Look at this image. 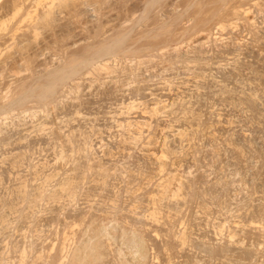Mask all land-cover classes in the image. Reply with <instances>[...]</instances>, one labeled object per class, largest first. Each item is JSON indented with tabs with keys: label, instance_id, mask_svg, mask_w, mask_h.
Returning a JSON list of instances; mask_svg holds the SVG:
<instances>
[{
	"label": "rangeland",
	"instance_id": "obj_1",
	"mask_svg": "<svg viewBox=\"0 0 264 264\" xmlns=\"http://www.w3.org/2000/svg\"><path fill=\"white\" fill-rule=\"evenodd\" d=\"M128 30L153 66L93 62L32 99ZM263 170L264 0H0V264H121L101 227L141 235L122 246L140 264H264L241 205L261 207Z\"/></svg>",
	"mask_w": 264,
	"mask_h": 264
},
{
	"label": "bare ground",
	"instance_id": "obj_2",
	"mask_svg": "<svg viewBox=\"0 0 264 264\" xmlns=\"http://www.w3.org/2000/svg\"><path fill=\"white\" fill-rule=\"evenodd\" d=\"M158 1V0H157ZM103 3H105V2H103ZM131 4V3H130ZM194 4V3H193ZM234 5V4H233ZM231 7V6H230ZM135 8H138V7H135ZM152 8V7H151ZM139 9V8H138ZM49 10V9H48ZM112 10V9H111ZM119 10V9H118ZM116 11V10H115ZM148 12V11H147ZM212 12V11H211ZM119 13V12H118ZM135 13V12H134ZM134 13H132V14H134ZM233 13V12H232ZM116 14V13H115ZM124 14H126V11H125V13ZM139 14V13H138ZM143 14V13H142ZM209 15H210V13H208ZM147 15V14H146ZM159 15V14H158ZM205 15H207V14H205ZM118 16V15H117ZM183 16V15H182ZM204 16V15H203ZM218 16V15H217ZM103 17V16H102ZM106 17V16H105ZM126 17V16H125ZM145 17V16H144ZM227 17V16H226ZM219 18V17H218ZM125 19V18H124ZM112 20V19H111ZM129 20H131V19H129ZM205 20H206V18H205ZM145 21V20H144ZM220 21V20H219ZM218 21V22H219ZM223 21V20H222ZM116 22V21H115ZM119 22V21H118ZM129 22V21H128ZM110 23V22H109ZM122 23V22H121ZM214 23V22H213ZM220 23V22H219ZM111 24V23H110ZM129 24V23H128ZM162 24V23H161ZM200 24V23H199ZM120 25V24H119ZM122 25H124L123 23H122ZM121 25V26H122ZM135 25V24H134ZM152 25V24H151ZM198 25V24H197ZM201 25V24H200ZM217 25V24H216ZM114 26V25H113ZM133 26V25H132ZM136 26V25H135ZM173 26V25H172ZM115 28V27H114ZM124 29V28H123ZM131 29V28H130ZM133 29V28H132ZM137 29H139V28H137ZM188 30V29H187ZM191 31V30H190ZM195 31V30H194ZM112 32V31H111ZM129 30L128 31H126L125 33H123V34H120L119 36H117V37H114V38H112L110 41H108V42H104V44H103V46H102V48H100V49H97V51H94L93 53V56H91V57H89V58H84V59H81L80 60V58L78 59V62L75 64V65H71V67H61V68H56V69H54L53 70V72H52V75H50V78L48 79V83L46 84H43L44 86H42L43 88H41L40 90V92L38 93H36L35 95H34V97H32V99H36L37 100V102H40V104L43 102V100L45 99V98H47V96H51L52 95V97L54 96L53 94H55L56 92V86L57 87H61V86H63V84L62 85H59L60 83H63V81L65 82V80L67 81V79L68 78H70V79H72V77L75 75V74H77L78 72H79V70L82 68V67H88V65L90 64V66H92L94 63L96 64L97 62H99L98 64H96L97 65V68H96V65H95V68L96 69H99L100 71L101 70H103L106 74L105 75H111V74H113V73H116V72H119L121 75H123V77H127V79L128 78H130L131 77V74L133 73V71H134V69L133 68H131V65L132 64H134V62L128 67V66H126L125 65V63H126V61H125V63H123L124 65H120V64H122L121 62H122V60H123V62H124V60H127L128 58L130 59V57H133V60L135 59V60H137V64H138V66H137V69H140V64H146L147 66H153L154 64H153V59H147V60H143V59H141V57L143 56V54L142 53H144V51H145V47H140V45L141 44H139L138 43V41L139 40H135L132 44L134 45V44H136L137 46H135V47H133V45H127V46H124V43H125V41H126V39H127V35H129ZM176 32V31H175ZM185 32V31H184ZM199 32V31H198ZM197 32V33H198ZM180 33V32H179ZM177 35V34H176ZM195 35V34H194ZM170 36V35H169ZM168 36V37H169ZM135 37V36H134ZM182 37V36H181ZM148 38V37H147ZM180 39V38H179ZM188 39V38H187ZM163 40H165V39H163ZM162 40V41H163ZM169 40V39H168ZM161 41V42H162ZM165 42H166V40H165ZM165 42H162V43H165ZM152 43V42H151ZM161 43V45L160 44H158L159 46H161V47H159V46H157V43L155 42L154 44H153V46L154 47H159L158 49H162V48H164V47H166L165 46V44L163 45ZM184 43V42H183ZM150 44V43H149ZM181 44V43H180ZM156 45V46H155ZM163 46V47H162ZM177 46V45H176ZM90 47V46H89ZM182 47V46H181ZM93 48V47H92ZM154 49V48H153ZM175 49V48H174ZM177 49H178V47H177ZM176 49V50H177ZM180 49V48H179ZM162 52V51H161ZM149 53V52H148ZM147 54V53H146ZM151 54V53H150ZM172 55V54H171ZM152 56V55H151ZM77 57V56H76ZM169 57V56H168ZM182 57V56H181ZM188 57V56H187ZM186 57V58H187ZM69 58H70V56H69ZM113 58H117V60H114ZM180 58V57H179ZM192 58V57H191ZM190 58V59H191ZM62 59V58H61ZM116 61V63L114 64V63H112V64H108V62L107 61ZM131 60L132 59H130L129 61L131 62ZM132 60V61H133ZM66 61H67V59H66ZM103 61V62H102ZM172 61V60H171ZM187 61V60H186ZM198 61V60H197ZM200 61V60H199ZM94 62V63H93ZM102 62V63H101ZM163 61L161 60V61H159V63L158 64H160V63H162ZM188 62V61H187ZM111 63V62H110ZM150 63V64H149ZM190 63H192V62H190ZM198 63V62H197ZM127 64V63H126ZM166 64V63H165ZM186 64V63H185ZM120 65V66H119ZM69 66V65H68ZM94 66V65H93ZM155 66H157L156 65V62H155ZM163 66V65H162ZM186 66V65H185ZM133 67V66H132ZM51 68H52V66H51ZM154 68V67H153ZM174 68V67H173ZM176 68V67H175ZM190 68V67H189ZM95 69V70H96ZM191 69V68H190ZM99 70L97 71V72H99ZM88 71V70H87ZM94 71V70H93ZM82 72V71H81ZM86 73H88V72H86ZM90 73V72H89ZM95 73V72H94ZM100 73V72H99ZM101 74V73H100ZM118 74V73H117ZM89 75V74H88ZM115 75V74H114ZM45 76V75H44ZM52 76V77H51ZM100 76V75H99ZM138 76V75H137ZM196 77H197V75H195ZM92 77V76H91ZM199 77V76H198ZM116 78V77H115ZM39 79V78H38ZM97 79V78H96ZM102 79V78H101ZM106 79V78H105ZM118 79V78H117ZM121 79V78H120ZM126 79V80H127ZM167 79V78H166ZM69 80V79H68ZM93 80V79H92ZM111 80V79H110ZM109 80V81H110ZM115 80V79H114ZM114 80L112 79V81L114 82ZM163 80V79H162ZM165 80V79H164ZM95 81V80H94ZM68 82V81H67ZM103 82V81H102ZM108 82V81H107ZM118 82V81H117ZM127 82V81H126ZM132 82V81H131ZM162 82V81H161ZM78 83V82H77ZM93 83V82H92ZM106 83V82H105ZM115 83V82H114ZM74 84V83H73ZM80 84V83H79ZM104 84V83H103ZM116 84V83H115ZM118 84V83H117ZM166 84V83H165ZM72 85V84H71ZM76 85V84H75ZM78 85V84H77ZM90 85V84H89ZM120 85V84H119ZM122 85V84H121ZM127 85V84H126ZM138 85H140L139 84V82H138ZM40 86V85H39ZM76 87H79V86H75V88ZM38 88V87H37ZM62 88V87H61ZM81 88V87H80ZM79 88V89H80ZM104 88H107L106 86L104 87ZM104 88H103V90H104ZM116 88V87H115ZM123 88H124V85H123ZM128 88V87H127ZM30 89V88H29ZM70 89V88H69ZM73 89V88H72ZM111 89V88H110ZM139 89H140V87L139 86H134V87H132V92L133 91H136V92H138L139 91ZM33 90V89H32ZM141 90V89H140ZM30 91V90H29ZM34 91V90H33ZM32 92V91H31ZM31 92H29V93H31ZM104 92V91H103ZM111 92V91H110ZM113 92V91H112ZM131 92V93H132ZM136 92H134V93H136ZM28 93V94H29ZM57 93H58V91H57ZM56 93V94H57ZM106 93V92H105ZM151 93V92H150ZM108 94V93H107ZM22 95V94H21ZM24 95H25V93H24ZM33 96V95H32ZM25 97H26V95H25ZM30 97V98H29ZM28 99H31V96H28L27 97ZM22 99V98H21ZM74 99V98H73ZM76 99V98H75ZM24 100H27V99H24ZM21 101V100H20ZM22 101H23V99H22ZM82 102V101H81ZM86 102V101H85ZM135 102H136V100H135ZM158 102H163V101H161V100H159ZM157 102V103H158ZM13 103V102H12ZM18 103V102H17ZM69 103V102H68ZM156 103V102H155ZM10 104V103H9ZM19 104V103H18ZM43 105L45 104L44 102L42 103ZM66 104V103H65ZM76 103H74L73 105H75ZM77 104H78V102H77ZM81 104V103H80ZM183 104H184V102H183ZM48 105V104H47ZM68 105V104H67ZM71 105V104H70ZM69 105V106H70ZM134 105H135V103H134V100H132L130 103H129V105L127 104V108L128 109H132V108H134ZM182 105V104H181ZM185 105V104H184ZM10 106V105H9ZM83 106V105H82ZM81 106V107H82ZM166 106V105H165ZM4 107V106H3ZM13 107V106H12ZM45 107V106H44ZM64 107H65V105H64ZM75 107V106H74ZM135 107H136V105H135ZM184 107V106H183ZM187 108V107H186ZM160 109V108H159ZM151 111H153V112H151V113H157V112H160L161 113V109L160 110H156V107H153V108H151L150 109ZM182 110V109H181ZM186 110V109H185ZM164 111V110H163ZM80 112V111H79ZM182 112H183V110H182ZM188 112V111H187ZM79 114V113H78ZM81 114V113H80ZM43 123V122H42ZM45 123V122H44ZM41 124V123H40ZM67 124V123H66ZM42 129V128H41ZM85 132V131H84ZM87 133V132H86ZM86 135V134H85ZM85 137V136H84ZM86 137H88V136H86ZM57 139V138H56ZM84 139V138H83ZM87 138H85L84 139V141L86 140ZM73 142V141H72ZM85 142H83V144H84ZM72 144V143H71ZM164 144V143H163ZM69 145V144H68ZM70 146V145H69ZM79 147V146H78ZM81 148V147H80ZM79 148V149H80ZM62 150V149H61ZM72 151V150H71ZM78 152H79V150H77ZM76 152V151H75ZM67 153V152H66ZM58 154H59V152H58ZM58 154H56V155H58ZM61 154V153H60ZM76 154V153H75ZM61 156H64V155H61ZM263 156V155H262ZM56 157V156H55ZM57 158H58V156H57ZM62 159V158H61ZM77 165V164H76ZM75 165V166H76ZM78 166V165H77ZM75 169V168H74ZM248 170V169H247ZM76 171V170H75ZM258 172V171H257ZM263 172H264V170H263ZM76 173H77V171H76ZM260 178V177H259ZM68 179H69V177H68ZM71 180V179H70ZM240 180V179H239ZM260 180H262V178L260 179ZM66 181H67V179H66ZM246 181V180H245ZM249 181V180H248ZM253 182H255V181H253ZM61 183V182H60ZM66 183V182H65ZM70 183V182H69ZM170 183V182H169ZM188 183H190V181L188 182ZM256 183V182H255ZM252 184V183H251ZM251 184H250V186H251ZM61 185V184H60ZM62 185H64L65 186V184L63 183ZM61 185V186H62ZM68 185V184H67ZM169 185V184H168ZM189 185H191L192 186V184H189ZM249 185V184H248ZM256 185V184H255ZM257 185H258V183H257ZM257 185H256V187H257ZM262 185H263V182H262ZM261 185V186H262ZM233 186V185H232ZM240 186V185H239ZM247 186V185H246ZM253 186V185H252ZM251 186V187H252ZM260 185H259V188L257 187V190L259 189L260 190V187H261ZM63 187V186H62ZM167 187V186H166ZM181 187V186H180ZM250 187V188H251ZM254 187V186H253ZM252 187V188H253ZM65 188V187H64ZM63 188V189H64ZM67 188V187H66ZM65 188V189H66ZM69 188V187H68ZM209 188V187H208ZM250 188H249V190H250ZM251 188V189H252ZM62 189V188H61ZM180 189V188H179ZM216 189V188H215ZM254 189H256L255 187H254ZM254 189H252V190H254ZM178 189H176V191H177ZM238 190V189H237ZM261 190L263 191H260V192H262V194L259 196L260 198H261V202H260V205H261V207H252V206H248L247 204L249 203L250 204V202L249 201H252L253 200V196H252V194H250L251 195V197H252V200H249V201H247V199H245V201H244V203H242V201H241V205H242V207L244 208V207H246V210H248L249 209V211L246 213V212H244V214L246 213V214H248L249 216H248V218H247V216H245L246 218H247V222H248V224H255L256 225V227H258V231H257V235L260 237L261 236V234H262V238H263V240H264V186H263V188L261 187ZM73 191V190H72ZM71 191V195H72V193L73 192H75V191H73L72 192ZM211 191V190H210ZM213 191V190H212ZM216 191H217V189H216ZM245 192V191H244ZM254 192H256L257 193V191H253V192H250V193H253V195H254ZM259 192V191H258ZM175 193V192H174ZM214 193V192H213ZM217 193V192H216ZM219 193V192H218ZM226 193V192H225ZM224 194V193H223ZM228 194V193H227ZM247 194V193H246ZM249 194V193H248ZM69 195V194H68ZM74 195H76V193L74 194ZM73 195V196H74ZM174 195V194H173ZM203 195V194H202ZM51 196V195H50ZM205 196V195H204ZM54 197V196H53ZM200 197H202V196H200ZM216 197V196H215ZM244 197V196H243ZM250 197V198H251ZM217 198V197H216ZM241 198V197H240ZM247 198V197H246ZM243 199V198H242ZM221 201V200H220ZM231 201V200H230ZM239 202V201H238ZM248 202V203H247ZM220 203V202H219ZM226 203V202H225ZM154 204V203H153ZM227 205V204H226ZM236 205H238V204H236ZM240 205V204H239ZM246 205V206H245ZM259 205V206H260ZM221 206V205H220ZM223 206V205H222ZM207 206L205 205V206H203V208L205 209ZM224 207V206H223ZM249 207V208H248ZM208 208V207H207ZM206 208V209H207ZM239 208V207H238ZM243 208L241 209V212H242V210H243ZM253 208V209H252ZM209 210V209H208ZM245 210V211H246ZM232 211H233V209H232ZM238 211V210H237ZM243 213V212H242ZM95 214V213H94ZM117 214V213H116ZM208 214V213H207ZM232 214V213H231ZM234 214V213H233ZM232 214V215H233ZM245 214V215H246ZM230 215V214H229ZM208 216V215H207ZM219 216V215H218ZM234 216V215H233ZM239 217V219H240V217H243V221H244V216H242L241 214H237L236 215V217ZM102 217V216H101ZM82 219V218H81ZM213 219V218H212ZM180 220H182V219H180ZM241 220H242V218H241ZM240 220V221H241ZM97 221V220H96ZM212 221V220H211ZM239 220H238V222H240ZM91 222H92V220H91ZM103 222V221H102ZM178 222H180V221H178ZM220 222V221H219ZM101 223V222H100ZM181 224L182 223H185V222H183V221H181L180 222ZM223 223H225V222H223ZM235 223H237V222H235ZM74 224H76V223H74ZM87 224V223H86ZM207 224H208V222H207ZM221 224V223H220ZM219 224V225H220ZM227 224H228V222H227ZM223 225V224H222ZM68 226V225H67ZM86 226L87 225H85V228H84V231L81 229V231H83V233L84 234H86V231L88 230V228H86ZM212 226V225H211ZM221 226V225H220ZM228 226V225H227ZM88 227H90L89 226V224H88ZM183 227V226H182ZM217 227V226H216ZM91 228V227H90ZM222 228H224V225L222 226ZM228 228V230L230 231L231 229L229 228V226L227 227ZM214 229V228H213ZM220 229V228H219ZM235 229V228H234ZM107 230V229H106ZM131 230H132V228H131ZM72 231V230H71ZM80 231V232H81ZM180 231V230H179ZM219 231H221V229L219 230ZM233 231V230H232ZM232 231H230V232H232ZM245 231V230H244ZM88 232V231H87ZM101 232V233H100ZM100 232H98L99 233V235H101L100 237H102V235H104V236H106L105 238H106V240L107 241H110V243H111V245L112 244H114V245H112V246H114V251H115V254H116V256H117V259L119 260V258L118 257H120L121 258V264H140L139 263V261H140V259L139 258H141V256L140 257H137V256H135V255H133V254H129L128 252H127V250H124V248H122V246H124V245H126V247H128V246H131V245H136L137 246V248H140L139 249V252H141V246H142V238H141V235H139L135 230H133V231H131L132 233H130V235L131 236H129L128 238H125V233H124V231H119L120 233L119 234H113V233H109V232H106L105 231V228L104 227H101V229H100ZM184 232V231H183ZM182 232V233H183ZM217 232L218 231H216L215 233L217 234ZM234 232V231H233ZM249 232V231H248ZM67 233V232H66ZM90 233H91V231H90ZM245 233V232H244ZM259 233H261L260 235H259ZM72 234V233H71ZM178 234V233H177ZM219 234V233H218ZM223 234V233H222ZM243 234V233H242ZM246 234H248V233H246ZM255 234V235H256ZM70 235V234H69ZM74 235V234H73ZM88 235V234H87ZM96 235L97 234H95V237H96ZM99 235H97V236H99ZM221 235V234H220ZM225 235H229V237H230V239H234L233 237L235 236V234L234 233H230V234H225ZM236 235H238V234H236ZM186 236V235H185ZM80 237H81V235H80ZM226 237V236H225ZM228 237V238H229ZM237 237V236H236ZM258 237V238H259ZM64 238V237H63ZM79 238V237H78ZM104 238V237H103ZM186 238H187V236L186 237H182L181 238V242H185L186 241ZM80 239V238H79ZM101 239V238H100ZM188 240H189V238H187ZM192 239V238H191ZM222 239V238H221ZM73 240V239H72ZM77 240V239H76ZM86 240H88V242L90 243V241H91V237H87L86 238ZM188 240L186 241V243H188ZM220 240V239H219ZM78 241V240H77ZM76 241V242H77ZM240 241V240H239ZM92 242V241H91ZM192 242V241H191ZM194 242V241H193ZM257 242V241H256ZM71 243V242H70ZM80 243H83V242H80ZM106 243V242H105ZM110 243H108V244H110ZM261 243V242H260ZM259 243V244H260ZM104 244V243H103ZM221 244V243H220ZM244 244V243H243ZM67 245V244H66ZM65 245V246H66ZM225 245V244H224ZM229 245V244H228ZM108 246V245H107ZM193 246V245H192ZM196 246V245H195ZM201 246V245H200ZM203 246V245H202ZM215 246V245H214ZM258 246V245H257ZM82 247V246H81ZM125 247V246H124ZM204 247V246H203ZM225 247H227V243H226V246ZM241 247V246H240ZM247 247V246H246ZM62 248H63V246H62ZM72 248V247H71ZM78 246L77 247H75V250L76 251H78ZM92 250L94 249V246L92 245L91 247H90ZM198 248V247H197ZM213 248V247H212ZM220 248H223V247H220ZM219 248V249H220ZM229 248V247H228ZM227 248V249H228ZM250 248V247H249ZM200 249V248H199ZM208 249V248H207ZM215 249L216 248H214V252H215ZM73 250V249H72ZM205 250V249H204ZM213 250V249H212ZM222 250V249H221ZM220 250V251H221ZM241 250V249H240ZM250 250V249H249ZM249 250H247L246 251V253H250V251ZM113 251V252H114ZM219 251V250H218ZM225 251V250H224ZM257 251V250H256ZM259 251V250H258ZM261 251V250H260ZM65 252V251H64ZM79 252V251H78ZM201 252V251H200ZM206 252V251H205ZM111 253H112V251H111ZM152 253V252H151ZM194 253V252H193ZM217 253V252H216ZM261 253V252H260ZM22 254V253H21ZM219 254V253H218ZM243 254V253H242ZM81 255H84V253L82 252L81 253ZM264 255V254H263ZM24 256V255H23ZM156 256V255H155ZM192 256V255H191ZM196 256V255H195ZM195 256H193V257H195ZM227 256V255H226ZM246 256V255H245ZM157 257V256H156ZM156 257H154V258H156ZM211 257V256H210ZM219 257V256H218ZM191 258V257H190ZM197 259V258H196ZM229 259V258H228ZM217 260V259H216ZM241 260V259H240ZM257 260V259H256ZM261 260V259H260ZM218 261V260H217ZM220 261V260H219ZM242 261V260H241ZM255 261V260H254ZM116 262V261H115ZM231 262V261H230ZM201 263V262H200ZM240 264V263H239Z\"/></svg>",
	"mask_w": 264,
	"mask_h": 264
}]
</instances>
